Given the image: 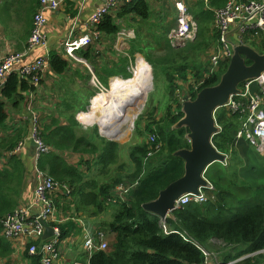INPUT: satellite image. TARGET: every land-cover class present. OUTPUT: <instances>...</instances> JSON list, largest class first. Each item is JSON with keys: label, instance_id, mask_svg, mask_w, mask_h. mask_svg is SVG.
Listing matches in <instances>:
<instances>
[{"label": "trees", "instance_id": "obj_1", "mask_svg": "<svg viewBox=\"0 0 264 264\" xmlns=\"http://www.w3.org/2000/svg\"><path fill=\"white\" fill-rule=\"evenodd\" d=\"M220 1L215 0V5L220 6L227 2L222 0L223 3L219 4ZM204 7V1H199L193 10L190 9L198 21L199 29L196 38L188 41L184 48L174 47L168 42L164 49L166 54L154 57L150 53L152 50L149 49L150 46H145L146 49L140 47V43L144 40L141 39L140 32L138 34V51L145 57L138 60L148 62V66L151 69L153 67L156 77L158 64L167 61L168 64L162 65V68L170 77L169 87L173 98L174 83L177 82L175 73H180L182 81H187L189 75L197 80L202 78L207 69L200 73L199 64L195 62L190 66L188 59L198 55L203 48L209 47L207 41L212 37L215 40L218 39V32L211 30L213 12ZM148 10V5L143 0H132L124 4L123 9L116 16L112 13L107 14L103 21L93 28L92 32L97 33L98 37L93 38L92 43L98 42L100 37L104 36H108L112 41L117 38L122 29L116 21L117 17H123L126 13L140 14L146 18ZM200 38L202 41L199 40ZM252 38L255 37L248 36L246 42L258 51L264 52V37H262L263 46L256 44L255 39ZM88 46L85 51H82V48L77 51L81 50L80 54L82 53L91 61L99 53L96 43ZM192 47L195 51H192ZM181 56L185 59L177 61L176 57ZM50 66L59 73H64L68 67L67 61L55 51L50 52ZM126 66L127 61L122 59L117 63L119 70L105 69V72L108 76L115 72L121 73L125 79H131L133 76L126 71ZM227 66L228 62L222 63L219 71L207 79L204 87L217 84ZM191 67L193 68L189 71ZM87 72L91 77L90 72L88 70ZM95 72L105 85H108V81L100 76L97 69ZM34 89L30 78L11 73L0 91V129L7 125L10 103L15 108L23 107L25 111L29 92ZM79 110L62 109L59 111L60 118H56L55 115H41L42 137L53 150L41 157L39 166L57 181L68 184L71 189L69 195L59 191L53 197L58 207L57 217L62 220L60 223L62 235L57 243L58 260L53 264H77L76 260L86 262L85 264H199L204 262L205 255L198 247L186 241L177 232L165 233L161 218L142 207L144 203L155 199L160 190L184 173V160L176 156L175 152L189 147L185 137L186 130L172 129L183 114L181 112L175 114L173 105L169 104L167 112L159 120L154 109L142 115L136 123L137 127L140 129L142 124L144 129L140 130L141 133L156 132L157 143L161 147L151 156L148 154L151 146L155 144L153 145L148 139L130 147L129 156L133 168L131 172L123 174V164L120 163L122 156L120 150L123 146L100 136L98 128H93L91 131L84 130L82 124L76 119ZM226 115L225 111H217V119L222 130L214 136L213 142L220 151L232 153V160L229 165L218 162L220 165L216 170V175H219L217 183L209 178L210 167L206 172L208 180L216 187V199L204 203H190L175 210L172 217H168L165 222L169 231L188 233L209 251H218L211 241L212 238H217L221 242V250L218 252L223 262L245 254L256 253V256H249L234 264H264V254H262L264 250V164H257L256 157L261 158V156L254 146L245 137L238 138L240 130L238 115L231 114L232 117H226ZM27 124L30 131L29 123ZM24 132L26 133L23 129H19L6 140L5 144L0 142V147L8 150L9 156V168L0 171V197H2L0 219L6 215L5 213L8 214L17 208V197L21 199L25 177L26 191L29 189L33 167L20 155L9 154L20 142ZM75 153L79 156L77 161L73 162L72 154ZM94 165L99 170V176H108L109 180L102 182L101 179L92 175ZM114 165H117V170H121L116 176L111 175ZM122 183L131 186L125 199H122L116 191V187ZM230 187L251 195L249 202L245 199L246 206L234 214H229L231 208L227 207L234 199L227 197ZM238 201L236 199L234 202ZM109 212H111V220L106 221L102 217ZM225 214L229 216H224ZM84 215L88 218H101L100 222L95 224L96 240L97 242L107 240L108 248L107 250L96 249L90 257L87 253L86 256L80 254L74 258L77 252L75 250L83 242L84 237V229L77 217ZM101 233L104 234L103 238L100 236ZM108 234H113L110 243ZM49 239L41 237L35 242L38 245L36 254L29 253L32 244L26 245L16 259L17 264L19 261L23 264H43L40 246ZM17 242L3 235V226L0 223V261H4L5 264H14L11 256L15 253ZM65 242L71 243L70 255L62 252L67 247Z\"/></svg>", "mask_w": 264, "mask_h": 264}, {"label": "built area", "instance_id": "obj_2", "mask_svg": "<svg viewBox=\"0 0 264 264\" xmlns=\"http://www.w3.org/2000/svg\"><path fill=\"white\" fill-rule=\"evenodd\" d=\"M80 1V5L83 7L87 0ZM131 1L105 0L89 16V32L67 40L64 44V53L78 60L79 58L76 56L75 51L90 45L93 38L98 37L97 33L92 32L93 28L99 25L104 17L118 6ZM64 2L65 0H39V8L34 15L33 29L29 37L27 49L23 52H9L0 60V87L3 88L5 86L11 73H18L23 78H30L31 83L34 84L35 89L29 92L28 103L25 108L27 114L22 118L29 123L30 139L36 144V149L32 156L34 180H36L33 201L30 206L17 207L12 212L6 214L1 218L0 223L3 226V235L5 237L20 241L23 247L32 244L29 249L30 254L38 253V245L35 242L41 237H44L47 224L52 226L54 235L40 246L43 253V264H53L58 260L59 249L57 243L62 235L60 226L62 220L57 217V205L53 197L59 191H62L64 195L71 193L68 184L57 181L51 174L39 166L41 157L52 152L53 149L42 137L41 117L35 109L36 92L42 83L44 74L50 67V48L46 32L49 20L46 16V11H56ZM174 5L178 13L177 25L170 31L169 39L174 47H182L187 41L196 38L199 25L185 0H175ZM214 12L215 27L218 32L221 47L217 52L213 51L211 53L210 64L206 67L207 71L201 79L197 80L192 75L188 76L187 81H178L177 79L181 91L185 92V89H189L186 92L189 98H194V94L204 87L207 79L219 71L222 63L229 62L233 51L226 40V35L230 31L236 28L235 35L242 43L246 42L248 36L255 38L264 37V0H228L224 6L217 8ZM37 47H44L45 53L37 55L33 59L26 60L25 58L29 54V51ZM92 81L100 92L107 90L99 82L97 77L93 76ZM187 84L189 87L186 86ZM241 89L242 91L240 93L231 96L226 105L216 110L215 118L217 124L222 130V126L217 119V111L222 110L226 114H237L240 126L237 135L238 138L245 137L264 156V73L259 78L243 82ZM177 94L179 96L180 91ZM183 102V97L180 104L178 101L175 102L176 105L174 104L173 107L175 114L181 112ZM157 137L156 132H154L148 138L153 145L155 144L151 146L149 156L153 155L154 151L161 147L157 143ZM24 146L25 142L20 141L9 154H21ZM130 187L122 183L116 187V191L119 192V196L122 199H125V195L130 190ZM211 199H216V195L215 187L209 181L208 186L200 188L199 194L190 192L181 196L177 201V209L183 208L193 202L204 203ZM32 206H40V210L35 215H30L29 209ZM78 221L84 229L82 247L89 253V257L96 249L105 250L108 243L104 240L97 242L96 225L86 222L81 218ZM161 223L165 233H179L186 241L193 243L204 253L205 261L199 264H234L252 256V254H245L230 261L223 262L219 258V254L217 255L216 252L207 250L197 240L191 238L188 233L177 230L169 231L166 222L162 221ZM100 236L103 238L104 234L101 233Z\"/></svg>", "mask_w": 264, "mask_h": 264}, {"label": "crops", "instance_id": "obj_3", "mask_svg": "<svg viewBox=\"0 0 264 264\" xmlns=\"http://www.w3.org/2000/svg\"><path fill=\"white\" fill-rule=\"evenodd\" d=\"M148 5V15L147 17L140 16V14H125L123 17H117L116 21L121 25L122 29L117 35V38L112 41L108 36L100 37V39L95 41L97 52L99 53L93 60H88L80 51H85L89 46L82 48L79 51H75L76 56L79 58L73 59L69 55L64 53V44L67 40L73 39L80 35L89 32L90 27L88 24L89 16L95 11V9L102 5L105 0H87L83 7H81L80 0H65L61 7L56 11L48 10L46 11V16L48 17V26L46 27V32L48 35V43L50 52L55 51L62 55V57L67 61V69L64 73H59L49 67V70L43 76V82L41 83L39 89L37 90L35 109L41 115L46 114L47 116L55 115L56 118H60L59 111L62 109H67L70 111L79 110L76 117L79 120V114L91 107V98H96L103 92H99L95 95L97 87L92 81V77L95 76L102 85L105 83L99 78L96 69L98 70L100 76H102L108 85L111 87L112 81L115 78L125 79L121 73H113L119 75L110 74L105 72V69L114 70L118 69L117 63L121 62L122 59L127 61L126 71L132 74L134 66L133 63L136 61L145 62L143 60H138V58L144 59V57L138 51V34L140 32L141 39L144 41L140 43V47L145 48V46H150L149 49L157 48L163 46L170 42L169 33L177 25V10L175 8V0H143ZM188 7L192 10L197 5L199 1H204L205 9H209L213 12V22L211 25V30L217 33L215 27V10L224 6L225 4L221 0L218 6L215 5V0H185ZM228 1V0H227ZM121 4L116 9L111 11L114 16H116L122 9ZM39 8V0H0V60L4 55L9 52H23L27 49L29 37L31 35L34 23V15ZM198 22V21H197ZM149 25L152 29H148L147 32L144 29L145 25ZM233 30H236L234 28ZM157 38L160 42L156 41ZM255 39L256 44L263 46V38H252ZM193 41V40H191ZM188 41L185 43L183 48L187 45ZM248 44H250L248 42ZM172 45V44H171ZM251 45V44H250ZM173 46V45H172ZM253 46V45H252ZM254 47V46H253ZM187 48V47H186ZM255 48V47H254ZM132 49V52H131ZM44 47H37L29 51V54L25 58L26 60L33 59L37 55L44 54ZM140 55V57H138ZM177 61L185 59L183 56L176 57ZM146 60V59H145ZM84 61V62H83ZM86 62V63H85ZM135 63V65H136ZM146 63V62H145ZM202 62L200 66V73L205 70ZM90 72L91 77L88 76ZM119 70V69H118ZM149 75V73H148ZM149 78V77H148ZM130 79V78H126ZM201 79V78H200ZM2 87H0L1 91ZM94 95L91 96V94ZM92 99V101H93ZM10 116L7 121L5 128L0 129V142L2 144L6 143V140L13 136L17 130L23 129L26 133H23L20 141L25 142L24 149L20 155L25 161H29L32 166V156L34 151L32 150L30 131H28L27 121L23 120V116H26V110L23 111V107L15 108L11 103L9 105ZM87 110V111H88ZM91 117H87L85 121H82V125L88 129V126H92ZM98 124V123H97ZM100 136L104 137L103 133L99 131ZM105 138V137H104ZM109 139V140H113ZM118 140V139H117ZM120 140V139H119ZM117 142V141H116ZM119 143V142H118ZM78 154H72L73 162L78 159ZM9 156L8 150H4L0 147V171L9 168ZM32 178L30 179L29 189L26 191V177L24 178L23 191L21 199L17 197L16 207H26L30 206L33 201L34 196V186L36 180H34V172L32 171ZM2 199V197H0ZM40 210V206H32L29 209L30 215H35ZM7 214V213H5ZM4 214V215H5ZM82 214V213H81ZM67 216H69L67 214ZM107 216V215H106ZM77 218L84 219L89 222L90 219L86 215L78 216ZM1 220V219H0ZM100 220V219H99ZM104 220L108 221L107 218ZM16 244V243H15ZM67 247L62 250L66 255L72 253L71 243H66ZM15 253L17 257L11 256V260L15 261L18 259L21 252H23V246L20 241L17 242L15 246ZM82 242L75 254L74 258L78 257L80 254L87 255V252L83 249ZM89 257V256H88ZM87 257V261L89 258ZM77 264H85L83 262L77 261ZM0 264H5L4 261H0Z\"/></svg>", "mask_w": 264, "mask_h": 264}, {"label": "water", "instance_id": "obj_4", "mask_svg": "<svg viewBox=\"0 0 264 264\" xmlns=\"http://www.w3.org/2000/svg\"><path fill=\"white\" fill-rule=\"evenodd\" d=\"M235 32L236 30H232L226 35L233 54L219 82L202 87L194 98L186 95L181 107L183 115L172 126V129L186 130L185 137L189 147L175 152L176 156L184 160V173L160 190L155 199L142 205L146 211L158 215L162 221L172 217L181 196L190 192L199 194L201 187L209 185L206 172L212 164L227 161V154L220 151L213 142L214 136L221 132L215 112L226 105L232 95L242 91L243 82L259 78L264 73V52L246 42L242 43ZM31 145L34 151L35 142L32 141ZM53 235V227L47 224L44 237L50 238Z\"/></svg>", "mask_w": 264, "mask_h": 264}, {"label": "rangeland", "instance_id": "obj_5", "mask_svg": "<svg viewBox=\"0 0 264 264\" xmlns=\"http://www.w3.org/2000/svg\"><path fill=\"white\" fill-rule=\"evenodd\" d=\"M144 29L147 32V30L148 29H152V27H150L149 25L146 24L144 26ZM155 39H156V41L160 42V40H158L157 38H155ZM199 40L202 41V38H200ZM207 43L209 44V47L203 48L202 50H200L198 52L199 53L198 55H196V56L194 55L195 57L194 56L192 57L193 61H192V59H188L189 62H190L189 63L190 66L192 65V63H195V62L200 65L201 62H202L203 65L207 64L204 67V69H206V67L210 64V56H212L211 53L213 51L217 52V50L221 47L219 36H218L217 40H215L212 37L210 40L207 41ZM154 49H156V50L155 51L154 50L150 51L151 55H153L154 57H161V56L166 54V51L164 50L165 48H163V46L160 47L159 49H157V48H154ZM192 51H195L193 47H192ZM138 57H140V55H138ZM135 63H136V61L133 63V66H134L133 77L136 74V69H137L138 65L141 64V63H145V62L139 61L136 65H135ZM165 64H168L167 61H164L163 63L158 64L159 67L157 69V72H158V76L157 77H156L155 73L153 72L154 71L153 67L150 65L152 67V69H151L148 66V64H147L148 73H149V80H150V83H151V88L148 91V93L146 94L145 100H144V102L142 104V107H141L140 111L137 113V115H136V117H135V119H134V121L132 123V127L130 128V130H128V127L126 126L125 128H123V133L124 134L126 133L125 136L122 139H120V140L119 139L118 140L114 139L115 141L119 142L123 146V147H121V150H120V153L122 154V156L120 158V163L123 164V169H122V173L123 174L131 172V169L133 168L132 161H131V158L129 156V152H130L129 148L133 147L137 143L144 142L146 139H148L150 137L151 134L154 133V132H147V133H141L140 132V130L143 131V129H144L142 124L140 125V129L137 127L136 123L140 119V117L142 115H144V114H147L148 112H150L151 110L154 109L155 110V115H157V119L159 120L167 112V107H168L169 104L173 105V107H174V104H175L176 101H178V103L180 104L181 100H182V97L184 98L186 96V92L189 91V89L188 90L185 89V92L181 91L180 85L178 84V82L175 81L174 85H175V90L176 91L175 90L173 91V92H175V95H174V98H173L172 94L170 93V87H169L170 77H168L166 75L167 74L166 71H164L163 68H162V65H165ZM192 68L193 67H191L189 69V71H191ZM175 75H176V78L178 79V81L182 80V77H181L179 72H176ZM137 76H138V73H137ZM132 79L133 78H131V80ZM112 83H113V81H112ZM104 86L106 87L107 90L105 92L101 93V95L96 97V98H100L102 100H108L111 97V95H110L111 94V87L109 85H104ZM186 86L189 87L188 84ZM178 91H180V95L179 96L177 94ZM99 92H100V90L97 88V91H96L95 95L97 93H99ZM91 106H92V104H91ZM87 110L88 109L84 110L86 112H82V113L79 114V120H80L79 122L80 123H82L81 114L90 112L91 107L89 108L88 111ZM79 112H81V111H78L77 114ZM89 117H91V116H89ZM226 117H232V116L229 113V114L226 115ZM76 119H77V117H76ZM91 119H92L91 120V124H93V125L92 126H88V129L85 128L82 125L83 126L82 128L84 130H87V131H91L93 128H98V131L102 132L103 131L102 127H101L102 121L100 119H98V118L93 119L91 117ZM103 135H105L104 137L106 139H113V137L109 136L106 133H104ZM150 140H151V138H150ZM159 150H160V147H159V149H156L153 154L157 153ZM227 156H228V159L225 162V164L229 165V163L232 160L233 154L232 153H228ZM260 156H261L262 159L260 157H258V156L256 157L257 164H260V163L264 164V156L261 155V154H260ZM215 163L210 166L209 178L211 179L212 182L217 183L219 181V179H218L219 175H216V170L218 168V165H220V164L218 162H215ZM116 166L117 165H114V171L111 173L112 176L118 175L119 172L121 171L120 169L117 170ZM220 173H224V172H220ZM92 175L98 177V179H101L102 182H104L106 180H109L108 176H105V177L104 176H99V170L97 169V167L95 165H94V172L92 173ZM221 190L223 191L222 188H221ZM228 190L229 191H228V194H227L228 196L227 197H230V198L233 197L234 199L232 201L229 198L230 201H232V202H231V204H228L227 207L231 208V210L229 211V214H232V213L234 214V213L239 212L242 208H244L246 206L247 202H249V199L251 198L250 197L251 195H249V194L246 195L245 193L237 190V188H234V187H230ZM216 195H217V192H216ZM236 199H238L239 201L238 202H234ZM245 199L248 200L246 203H245ZM229 214H225L224 216H229ZM106 215L107 216H103L102 218H107L108 221H110L111 220V212H109ZM99 219H101V218L90 219L89 222L95 225V224L100 222ZM112 236H113V234H108L107 235V238L109 239V243H110V241L112 239ZM104 241H106L108 243L107 240H104ZM211 241L213 243V246L216 247L218 249V251H220L221 250V248H220L221 247V242L217 238H212ZM107 248H108V246H107ZM107 248H106V250H107ZM80 250H82V247L80 248ZM218 251H214V252H216V254L218 255L219 254ZM262 254H264V250L262 251ZM256 255L257 254H255V253L252 254V256H256ZM13 256L17 257V255H14V254H13ZM14 264H17V260L14 261ZM19 264H23V263L19 261Z\"/></svg>", "mask_w": 264, "mask_h": 264}, {"label": "bare ground", "instance_id": "obj_6", "mask_svg": "<svg viewBox=\"0 0 264 264\" xmlns=\"http://www.w3.org/2000/svg\"><path fill=\"white\" fill-rule=\"evenodd\" d=\"M148 77V66L141 63L132 80L115 78L111 85V97L108 100L94 98L90 112L81 114L82 121L89 116L98 118L102 121L104 133L122 139L126 134L123 133V128L127 126L130 130L151 88Z\"/></svg>", "mask_w": 264, "mask_h": 264}, {"label": "clouds", "instance_id": "obj_7", "mask_svg": "<svg viewBox=\"0 0 264 264\" xmlns=\"http://www.w3.org/2000/svg\"><path fill=\"white\" fill-rule=\"evenodd\" d=\"M247 43V42H246Z\"/></svg>", "mask_w": 264, "mask_h": 264}]
</instances>
